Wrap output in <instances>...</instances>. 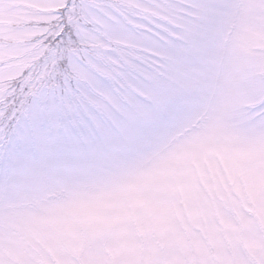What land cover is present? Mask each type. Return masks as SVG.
Returning a JSON list of instances; mask_svg holds the SVG:
<instances>
[{
  "label": "snow or ice",
  "instance_id": "1",
  "mask_svg": "<svg viewBox=\"0 0 264 264\" xmlns=\"http://www.w3.org/2000/svg\"><path fill=\"white\" fill-rule=\"evenodd\" d=\"M0 264H264V0H0Z\"/></svg>",
  "mask_w": 264,
  "mask_h": 264
}]
</instances>
